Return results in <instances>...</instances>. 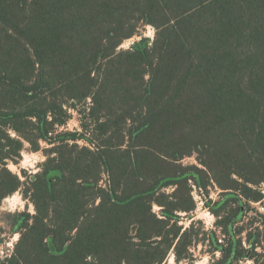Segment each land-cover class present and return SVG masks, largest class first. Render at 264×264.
Wrapping results in <instances>:
<instances>
[{"label": "trees", "instance_id": "trees-1", "mask_svg": "<svg viewBox=\"0 0 264 264\" xmlns=\"http://www.w3.org/2000/svg\"><path fill=\"white\" fill-rule=\"evenodd\" d=\"M146 25L151 43L119 49ZM71 109L83 131L53 139ZM42 140L56 156L0 264H161L174 212L194 208L159 200L174 160L197 153L205 168L191 175L228 191L264 183V0H0V202L23 185L8 163Z\"/></svg>", "mask_w": 264, "mask_h": 264}, {"label": "rangeland", "instance_id": "rangeland-1", "mask_svg": "<svg viewBox=\"0 0 264 264\" xmlns=\"http://www.w3.org/2000/svg\"><path fill=\"white\" fill-rule=\"evenodd\" d=\"M156 29L152 25H146L141 34L126 39L119 49H129L132 46L142 45L155 38ZM143 38H148L142 42ZM81 106V105H79ZM83 106H81L82 108ZM71 118L66 124L57 127L53 132L55 136L64 131H83L81 115L71 109ZM88 134V133H87ZM57 141L49 142L42 140L41 149L34 150L32 145L25 142L22 157L17 163L10 161L8 168L22 180L23 185L13 194L4 197L0 202V260L4 261L14 257L17 245L24 232L23 223L36 214L34 203V189L38 182L37 175H43L44 164L50 163V159L56 156L51 149ZM73 143V141H71ZM80 146L90 145L84 139L77 142ZM177 176L171 185L163 187L159 193V200L182 205L183 207L194 204L191 211L177 210L174 212L176 218H172L169 227L172 232L177 231L179 238H174L171 248L161 264H259L258 260L264 259V183L260 185H249L245 188L237 186V190L228 191L223 189L213 176L206 178L205 174L200 176L191 175L195 172L191 167L205 168L197 153L190 156L185 155L179 160H174ZM180 174L186 176L179 178ZM210 177V178H209ZM238 179L237 175L233 176ZM108 173H103L101 185L106 187ZM242 181V179L239 178ZM206 182L204 186L202 183ZM230 192L236 193L239 199H234ZM262 194L260 200L255 196ZM233 197V198H232ZM99 201H97L98 203ZM224 202L221 207H217ZM243 208V212L241 209ZM166 206L154 203L152 211L161 219H165ZM241 218L232 225L229 230V220L236 215ZM130 239L132 242L141 243L137 233V226H131ZM188 234V255L181 260L177 255L181 253L178 245L182 235ZM173 237V235H171ZM154 240H158L154 238ZM236 241V252L229 259L228 249L233 247ZM226 259L227 262L225 261Z\"/></svg>", "mask_w": 264, "mask_h": 264}, {"label": "water", "instance_id": "water-1", "mask_svg": "<svg viewBox=\"0 0 264 264\" xmlns=\"http://www.w3.org/2000/svg\"><path fill=\"white\" fill-rule=\"evenodd\" d=\"M241 212H243V208L241 209ZM241 212H240L239 216H237V218L235 219L236 221H238L241 218V215H242ZM232 225H233V223L231 224V227H232ZM51 247L55 250V246L53 243L51 244Z\"/></svg>", "mask_w": 264, "mask_h": 264}]
</instances>
